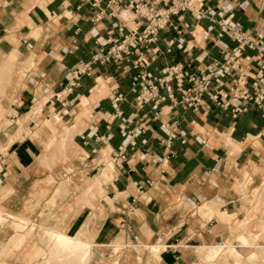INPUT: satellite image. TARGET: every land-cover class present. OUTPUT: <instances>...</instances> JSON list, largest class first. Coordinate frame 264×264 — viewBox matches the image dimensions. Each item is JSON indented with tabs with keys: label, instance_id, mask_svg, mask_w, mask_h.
<instances>
[{
	"label": "crops",
	"instance_id": "crops-1",
	"mask_svg": "<svg viewBox=\"0 0 264 264\" xmlns=\"http://www.w3.org/2000/svg\"><path fill=\"white\" fill-rule=\"evenodd\" d=\"M135 1L172 3L0 0V264H47V233L75 236L87 221L86 264H264V101L242 100L234 114L229 91L241 73L254 93L257 51L245 47L240 69L208 87L223 95L206 92L196 107L180 102L175 78L159 82L169 66L198 75L221 62L222 45L237 46L221 33L225 19L264 37V0H203L213 15H171L172 26L141 43L143 66L132 47L118 61H93L144 29ZM81 62L90 74L71 85ZM147 72L165 98L139 106ZM191 86L185 78L182 89Z\"/></svg>",
	"mask_w": 264,
	"mask_h": 264
},
{
	"label": "built area",
	"instance_id": "built-area-1",
	"mask_svg": "<svg viewBox=\"0 0 264 264\" xmlns=\"http://www.w3.org/2000/svg\"><path fill=\"white\" fill-rule=\"evenodd\" d=\"M114 3L120 0H112ZM170 0H163V2H169ZM194 0H171V4L167 6V8L163 10H155L152 5H149L142 1H135L134 3V12L140 17L144 18L147 21L144 29L142 31H138V28L131 30L129 35L133 36V39L129 42L126 41L127 35L123 40L118 42L117 45H113L110 50L104 52L101 48L97 54L93 56V61H98L101 63L108 62L110 60L118 61L122 59L123 53H127L128 47H132L135 51H139L141 49V43L143 41L153 42L156 40V35L158 30L165 28L168 25L172 26L171 15H176L179 11H184L186 9L190 10L192 14L196 18H202L204 16L213 15L214 12L210 8L202 9V1L200 2L197 9L194 10L193 5ZM181 16H179V19ZM222 31L221 33H227L234 41L237 42V46L229 51L225 44L222 45L223 50V60L221 62L217 61L213 64L207 66L205 71L200 72L198 75L189 74L187 71H184L182 68H178L175 66H169L164 68L163 77L159 79L160 83H168L173 78L176 79L177 87L181 91L182 96L180 102L186 103L189 106L196 107L199 104V101L204 93H208L209 96L213 100H218L219 95H223L221 90H218L214 93L208 92V87L212 81H215L217 86H221L224 84L223 77L230 76L232 72L240 69L239 57L241 55V51L247 47L253 50H256L255 62L258 67L257 73L255 75L254 81L252 82V88L254 89V93H251L247 87V77L244 74H239L236 78L232 79V85L229 88V91L232 92L233 98L236 101L233 104V113L236 114L243 108L240 103L242 100L253 101L257 105L261 106L262 101H264V76H262V71H264V37L259 36L258 38H251L244 31H242L238 24L228 22L225 19L224 23L221 25ZM113 27H118L120 33L122 34L123 26H120L117 23L113 24ZM142 52L139 51V56L137 59L133 61V65L135 68L143 66L145 63L144 60L141 59ZM91 66L90 62L83 63L81 62L74 70H72L69 74V83L71 85H76L77 80L80 78L82 74H90ZM145 76V77H143ZM143 78L147 79L145 86L148 89V93L140 92L137 96V104L142 106L145 102L150 99H154L158 96L157 86L153 83L152 74L147 72L143 74ZM140 75H136L133 79L134 87L141 84L142 88L145 86L143 82H139ZM187 78L189 82L192 83V86L187 89H182V85L184 79ZM133 87V90L135 88ZM167 96L172 97L171 89L168 85H166ZM164 97L159 98L164 99ZM114 101H118L122 99L121 94H117L114 98ZM221 106H228L227 102L220 103ZM125 127H122L124 130ZM126 134V132H124ZM115 159L118 157L120 159L124 158L122 154V150H119L115 155ZM116 162V161H115Z\"/></svg>",
	"mask_w": 264,
	"mask_h": 264
},
{
	"label": "bare ground",
	"instance_id": "bare-ground-1",
	"mask_svg": "<svg viewBox=\"0 0 264 264\" xmlns=\"http://www.w3.org/2000/svg\"><path fill=\"white\" fill-rule=\"evenodd\" d=\"M38 109V108H37ZM40 110V109H39ZM33 115V114H32ZM31 125V124H30ZM74 129V128H73ZM68 130H70V129H68ZM72 130V129H71ZM76 130V129H75ZM70 133H74L75 131H69ZM68 133V131L66 132V133H63V134H67ZM72 133V134H73ZM65 135H62V136H64L65 137ZM71 135V134H70ZM69 135V133H68V136L67 137H69L70 136ZM62 136H61V138H62ZM71 136H73V135H71ZM72 137H70V139H71ZM54 139V138H53ZM52 139V140H53ZM60 140V139H59ZM66 140H69V139H66ZM49 142H51V141H49ZM62 142V143H61ZM63 142H65L64 144H66L67 142L66 141H64V139H63V141H60V143H61V145H63ZM59 143V142H58ZM71 143V142H70ZM58 146H59V144H58ZM66 146V145H65ZM61 148H62V146H61ZM64 148V147H63ZM47 150V149H46ZM109 155V154H108ZM47 158V157H46ZM41 159H42V157H41ZM110 162V161H109ZM104 169H105V167H104ZM112 170V169H111ZM104 170H102V172H103ZM101 172V173H102ZM109 172V171H108ZM106 173V172H105ZM111 176V175H110ZM112 178V177H111ZM109 179V178H108ZM93 181V180H92ZM86 184H88V183H86ZM95 184V183H94ZM100 186V185H99ZM64 187H65V184H64ZM83 187V186H82ZM91 187V186H90ZM97 187V186H96ZM88 188H89V186H88ZM62 189V188H61ZM85 189V188H84ZM91 190H92V188H90ZM63 190H64V188H63ZM89 189H87V190H85V191H88ZM58 191V190H57ZM65 191V190H64ZM67 191V190H66ZM98 191V190H97ZM82 192H84V191H82ZM85 193V192H84ZM83 196H84V194H82ZM81 195V196H82ZM82 202H83V199L81 200ZM88 203H90L89 201H88ZM86 204H87V202H86ZM90 205V204H89ZM91 206L93 207V205L91 204ZM87 222H89V221H87ZM87 222H86V224H84L83 225V227L79 230V231H77V234L75 235V236H70V235H67L66 233H64V232H59V231H49V233H50V235H51V239H52V241H53V244H54V247H53V249L55 250H53L52 251V253H53V256H57V255H59L60 256V259H58V261H59V263L60 262H62L63 264L64 263H66L67 262V260L65 259L66 258V256H69L68 258H71V257H73V258H76L77 259V262H79V263H87V261H85L84 262V260H85V258L89 255L90 256V249H89V247H90V245H91V243H90V241H89V238H88V235H87V233H86V230H87V225L89 224H87ZM225 244L224 245H222V246H220V248H221V250H223L224 248H225ZM235 249V248H234ZM231 252H234V254L238 257L239 256V254L238 253H236L235 251H231ZM64 255H66L64 258H63V256ZM233 255V254H232ZM239 258V257H238ZM115 262H117V261H115ZM58 263V262H57ZM62 263H60V264H62Z\"/></svg>",
	"mask_w": 264,
	"mask_h": 264
},
{
	"label": "rangeland",
	"instance_id": "rangeland-1",
	"mask_svg": "<svg viewBox=\"0 0 264 264\" xmlns=\"http://www.w3.org/2000/svg\"><path fill=\"white\" fill-rule=\"evenodd\" d=\"M17 228H21L19 225L17 226ZM48 234V236H47V239H48V241L51 239L50 238V234L49 233H47ZM52 240V239H51ZM240 241H242V242H244L242 239L240 240ZM246 242H247V240H246ZM51 242L49 241V244H50ZM53 251V250H52ZM52 251L51 252H49L50 253V256H51V259L49 260V262H47V264H53V262H54V260H56V261H58V259H60V256L59 255H57V256H53V253H52ZM66 255H64L63 256V258L65 257ZM69 256H66V260L67 261H70V259H72L73 257H71V258H68ZM88 258H89V255L85 258V260H84V262L85 261H87L88 260ZM69 264V263H68ZM81 264H85V263H81Z\"/></svg>",
	"mask_w": 264,
	"mask_h": 264
}]
</instances>
